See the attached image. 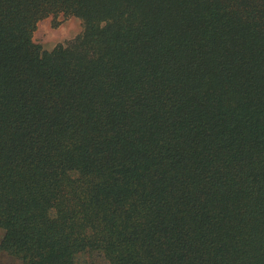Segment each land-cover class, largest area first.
I'll use <instances>...</instances> for the list:
<instances>
[{"label": "trees", "instance_id": "1", "mask_svg": "<svg viewBox=\"0 0 264 264\" xmlns=\"http://www.w3.org/2000/svg\"><path fill=\"white\" fill-rule=\"evenodd\" d=\"M0 228L20 264H264V0H0Z\"/></svg>", "mask_w": 264, "mask_h": 264}, {"label": "rangeland", "instance_id": "2", "mask_svg": "<svg viewBox=\"0 0 264 264\" xmlns=\"http://www.w3.org/2000/svg\"><path fill=\"white\" fill-rule=\"evenodd\" d=\"M83 29L82 20L77 16L47 17L40 21L34 34V39L44 48L52 49L60 43L66 44L70 39L77 36ZM4 235V230L0 228V241ZM0 264H20L7 253L0 250ZM99 264H108L102 260Z\"/></svg>", "mask_w": 264, "mask_h": 264}]
</instances>
